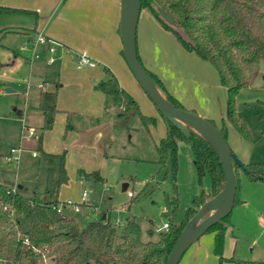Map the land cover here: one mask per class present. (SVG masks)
Here are the masks:
<instances>
[{
	"label": "rangeland",
	"instance_id": "1",
	"mask_svg": "<svg viewBox=\"0 0 264 264\" xmlns=\"http://www.w3.org/2000/svg\"><path fill=\"white\" fill-rule=\"evenodd\" d=\"M53 10L54 7L47 11L53 15L48 22L44 21L45 29L60 31L55 19L57 12ZM34 22L33 15L0 18V26L10 29L0 35V184L15 191L21 187L19 193L35 202L50 203L58 199L78 204L80 213L73 218L80 229L100 220L105 213L112 225L118 222L115 226L118 240L126 221L134 219L140 228L141 241H155L165 230L155 233L154 229L168 222L164 215L166 202L177 200L174 218L180 222L192 197L209 188L207 174L197 180L192 151L185 142H177L174 152L167 154L163 164L159 162L156 146L165 137V123L132 76L131 98L137 111L117 113L93 95L89 84L94 75L88 72V67L77 72L76 58L66 61L67 58L60 57L61 43L54 42L56 53L52 55V64L38 61L48 56L43 46L36 50L40 58L32 57V44L37 38L32 35ZM168 50L170 59L185 67L186 60ZM95 67L102 71L98 64ZM160 68L167 84L172 81L176 90L179 84L189 86L212 102L208 117L192 113L216 129L224 128L225 142L239 162L256 164L264 160V59L258 64L259 75L252 85L239 90L233 100L235 118L243 123L248 139L221 121L225 117V93L221 87L201 89L197 81L191 80L193 72L184 73L188 75L187 81ZM55 82L61 86L56 105L60 109L57 116L63 121L56 118L53 127L44 132L39 146L41 116L33 110L39 93L36 87L45 84V90L53 91ZM6 89L12 92L7 93ZM194 103L201 106L198 99ZM97 109L100 115L94 116ZM95 119L110 125L103 139L106 142L92 147L84 145L80 150L73 149L77 146L69 148L76 141L75 133L93 128ZM29 129L35 136H30ZM19 148H22L19 163H8L6 157L10 151ZM62 156L67 183L58 185ZM125 184L128 188L123 192ZM236 187L235 204L222 224L226 227L222 257L227 254L231 258L227 263H218L212 255V261L214 264H264V183L250 182L237 171ZM83 191L87 193L84 204L81 202ZM17 217L20 231L24 233L28 222L24 217ZM149 230L151 236L147 233ZM210 235L211 232L205 233L198 243L211 244ZM41 263L52 264L49 260Z\"/></svg>",
	"mask_w": 264,
	"mask_h": 264
},
{
	"label": "trees",
	"instance_id": "2",
	"mask_svg": "<svg viewBox=\"0 0 264 264\" xmlns=\"http://www.w3.org/2000/svg\"><path fill=\"white\" fill-rule=\"evenodd\" d=\"M139 2V12L144 9L149 11L184 51L211 65L225 93V117L222 122L225 121L233 131L248 139L243 123L235 118L233 100L239 90L252 85L259 75L258 64L264 59V0ZM155 7L171 17L175 26L165 24L155 12ZM18 15H33L36 19L37 13L0 6V18ZM9 31L6 27L0 28V35ZM137 59L139 61L138 55ZM145 71L157 84L162 96L171 105L183 110L165 92L160 81L149 71ZM107 75L109 78L96 84L95 90L109 97L114 105L122 106L124 111H137L131 96L119 87L110 72L107 71ZM56 101V92L40 94L38 110L42 114L43 123L38 137L39 146L43 138L42 133L50 130L55 122L58 112ZM164 123L165 137L156 146L159 162L163 164L167 154L174 152L177 142H185L192 151L197 180L200 181L205 174L209 178L208 190H200L192 197L190 207L186 209L180 222H176L174 218L177 200L173 199L166 202L164 215L168 220L165 223L167 229L159 233L155 241H141L140 228L134 219L126 221L123 234L118 240L115 226L104 217L80 229L73 218L56 212V206L59 204L57 200L50 203L35 202L24 197L18 190L11 192L10 188L0 184V264H42L43 260H49L52 264H164L174 241L186 223L224 184L217 157L208 144L191 130H188L189 136L185 139L175 127L166 121ZM218 131L225 140L224 128ZM63 163L62 156L58 185L67 181ZM237 171H241L250 182L264 183V160L256 164H232L236 184ZM17 216L24 217L28 222L24 233L20 231V220ZM228 217L207 231L213 233L214 255L221 253L226 230L222 224ZM147 233L151 236L152 232L149 230ZM24 238L28 240V244L23 243Z\"/></svg>",
	"mask_w": 264,
	"mask_h": 264
},
{
	"label": "crops",
	"instance_id": "3",
	"mask_svg": "<svg viewBox=\"0 0 264 264\" xmlns=\"http://www.w3.org/2000/svg\"><path fill=\"white\" fill-rule=\"evenodd\" d=\"M0 6L14 9H26L36 12L37 16L34 22L32 35H37L41 32L45 38L51 40L52 42L61 43L62 54H60V57L67 58L65 59L66 61H68L69 58L74 57L78 63L79 58L84 56L94 62L95 65L98 64L102 71L96 69L95 65L90 67L87 65H80L79 63L76 71L79 72L82 71L83 67H88V72L94 75L93 81L89 84V87L93 88V95L95 98L99 102H104L107 107L108 105L111 106V108L117 113L124 112V108L122 106H117L120 109H115L116 105L111 102L109 97L94 88L96 84L101 81H106L109 78L107 75L108 71L116 78L119 87L122 90L130 96L134 94L132 83L134 81L131 80L132 75H130L131 73L128 71L129 68L122 53V44L119 36V0H0ZM53 7V11L57 12L55 19L57 20V25L61 27L60 31L49 28L45 29L47 23L44 25V21L48 22L53 15L52 12L47 14V11L51 8L53 9ZM4 27L7 26H0V28ZM135 43L140 63L147 71L153 74L160 81L165 92L175 102L177 101L176 103L181 108L183 107L184 110L196 113L198 112V115H201V117H208L207 115L213 107H211L212 102L207 101L205 97L199 95L196 91H192L189 86L179 84V88L176 90L174 88L175 84L172 81L167 84L166 80L163 78L165 77L164 72L160 67L169 71L173 77L179 75L180 78L183 79L184 77V80L187 81H189L187 78L188 75L184 76V73L193 72L195 75L194 77L191 76V80L197 81L198 87L201 89H218L221 86L218 82L216 72L211 65L200 60L194 54L184 51L183 48L175 41L174 37L165 31L146 9L141 10L138 14ZM39 48H41V46H39ZM168 49L173 51L176 56L182 57L186 60L184 65L185 67H180L177 63L170 59ZM43 51H45L44 53H47L48 56H44L43 59L38 61L47 63L49 53L46 51L45 47ZM55 53L56 51L53 54ZM157 69H159L163 74ZM39 86H41V88H39ZM53 87V91L45 90V84L38 85L36 87L39 90V93L36 99V106L33 110L38 114V117L41 116L40 132H38V135L41 134V127L43 123L42 114L38 110L40 94L42 92H56L58 94V90L61 86L58 82H55L53 83ZM221 88L224 90L223 87ZM196 99L200 101V107L195 103L193 104ZM56 108L59 112L60 109L57 105ZM94 113L96 114L94 116H99L100 110L97 109ZM57 114L55 116V120L56 118H59L63 121L62 118L57 116ZM118 116L122 115L119 114ZM109 126V124L101 123L95 119L91 126L93 128L87 131L75 133L76 141H74L69 148L77 146L73 149L80 150L84 145L92 147L102 143L104 144L106 141L103 139L110 130ZM65 128L68 130L69 127L66 125ZM44 132L42 133L43 137ZM33 136H35L34 132ZM241 163L248 164L245 160H241ZM66 183L67 181L64 185ZM127 188L128 185L126 186L125 191H127ZM57 201L59 204L64 203L58 199ZM79 213L80 210L78 213H74L70 209L65 210V214L69 218H73L74 215ZM102 217L107 219L108 216L103 213L101 218ZM75 222L78 223L76 220ZM210 236L212 238V243L210 242L211 244L207 243L201 245V243H198L202 237L201 236L195 244L191 245L184 252L178 264H214L212 261V255L217 258L218 263H227L226 260L231 257L228 258L227 254L224 255V258L222 257L223 246L225 243L222 245L220 255H214L213 233H211Z\"/></svg>",
	"mask_w": 264,
	"mask_h": 264
},
{
	"label": "water",
	"instance_id": "4",
	"mask_svg": "<svg viewBox=\"0 0 264 264\" xmlns=\"http://www.w3.org/2000/svg\"><path fill=\"white\" fill-rule=\"evenodd\" d=\"M139 1L119 0V36L122 44V53L131 75L163 121L175 127L185 139H188V130H192L208 144L217 157L224 178L222 189L197 209L174 241L164 264H178L184 252L191 245L195 244L211 227L230 215L234 206L236 190L232 164L240 166V162L231 152L218 129L210 122L192 112L181 110L171 105L162 96L157 84L138 61L135 32L140 10ZM154 10L165 24L170 27L175 26L174 20L162 9L155 7ZM5 91L7 93L12 92L9 89ZM241 169L243 170V168ZM126 186V184L122 186V191L126 190ZM18 189L21 190V187H18ZM203 216L205 217L203 218Z\"/></svg>",
	"mask_w": 264,
	"mask_h": 264
},
{
	"label": "built area",
	"instance_id": "5",
	"mask_svg": "<svg viewBox=\"0 0 264 264\" xmlns=\"http://www.w3.org/2000/svg\"><path fill=\"white\" fill-rule=\"evenodd\" d=\"M39 46H44L46 51L49 53V57L47 59V63H53V59H52V55L55 52V45L54 42H52L51 40L45 38L41 32H39L37 34V38L36 40L33 42L32 44V54L34 58H39L40 56L36 54V50H38ZM78 63L80 65H87L90 67H93L95 65L94 62L90 61L87 57L81 56L78 60ZM39 88H41V86H39ZM2 94V92L0 91V95ZM30 130V129H29ZM30 136H33V132L30 130L29 131ZM22 152V148H19L17 151L12 149L10 151V154L8 157H6V161L8 163H12L15 162L16 164L19 163V159H20V154ZM32 157H36L35 153H32ZM11 192H15V190H11ZM128 196L131 197V193H128ZM86 197L87 194L86 192L82 193L81 196V202L84 203L86 201ZM6 208H4L5 210ZM66 209H70L72 212L74 213H78L80 210V206L76 203H73L71 201H66L62 204H58L56 206V212L59 215H65V210ZM115 226H118V222H115ZM167 229V225L164 223L161 227H157L154 229L155 233H159L162 230H166ZM23 243L28 244V240L26 238L23 239Z\"/></svg>",
	"mask_w": 264,
	"mask_h": 264
}]
</instances>
